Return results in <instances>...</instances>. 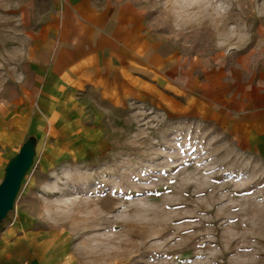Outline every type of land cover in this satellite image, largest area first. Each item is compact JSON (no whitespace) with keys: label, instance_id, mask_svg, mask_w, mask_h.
Here are the masks:
<instances>
[{"label":"rangeland","instance_id":"obj_1","mask_svg":"<svg viewBox=\"0 0 264 264\" xmlns=\"http://www.w3.org/2000/svg\"><path fill=\"white\" fill-rule=\"evenodd\" d=\"M18 1L0 0V103L35 83ZM122 1L153 60L28 134L34 162L0 228L43 229L70 264H264V158L232 131L264 91V0Z\"/></svg>","mask_w":264,"mask_h":264},{"label":"crops","instance_id":"obj_2","mask_svg":"<svg viewBox=\"0 0 264 264\" xmlns=\"http://www.w3.org/2000/svg\"><path fill=\"white\" fill-rule=\"evenodd\" d=\"M55 1L54 10L48 8L43 19L36 11L47 12L46 0H19L22 5L14 11L19 18L15 23L25 30L16 46L18 50L22 47L35 83L27 88L21 82L18 97L0 103V169L28 134L40 132L45 123L66 121L76 112V94L83 88H113L117 77L121 83L123 63L125 70L135 72L138 60H153L150 37L134 31L135 17L128 13L131 4L122 0ZM261 93L258 103L250 100L244 105L243 120L232 131L264 158ZM45 235L28 222L9 221L0 228V264H70L54 253L57 246Z\"/></svg>","mask_w":264,"mask_h":264},{"label":"water","instance_id":"obj_3","mask_svg":"<svg viewBox=\"0 0 264 264\" xmlns=\"http://www.w3.org/2000/svg\"><path fill=\"white\" fill-rule=\"evenodd\" d=\"M36 152L31 142H26L19 153L7 165L5 177L0 183V225L13 210L22 182L32 168Z\"/></svg>","mask_w":264,"mask_h":264}]
</instances>
